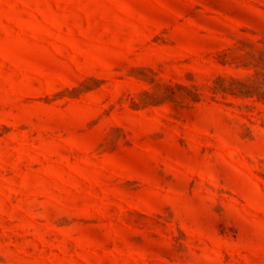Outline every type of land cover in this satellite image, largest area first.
Wrapping results in <instances>:
<instances>
[{
    "label": "rangeland",
    "instance_id": "374dc122",
    "mask_svg": "<svg viewBox=\"0 0 264 264\" xmlns=\"http://www.w3.org/2000/svg\"><path fill=\"white\" fill-rule=\"evenodd\" d=\"M0 264H264V0H0Z\"/></svg>",
    "mask_w": 264,
    "mask_h": 264
}]
</instances>
